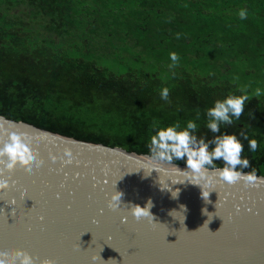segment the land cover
<instances>
[{"label": "trees", "instance_id": "obj_1", "mask_svg": "<svg viewBox=\"0 0 264 264\" xmlns=\"http://www.w3.org/2000/svg\"><path fill=\"white\" fill-rule=\"evenodd\" d=\"M242 88L244 113L221 133L248 125L259 146L240 137L243 172L264 177V0H0L6 119L150 156L154 125L185 127L197 111L198 136L214 139L206 109ZM173 163L187 166L186 157Z\"/></svg>", "mask_w": 264, "mask_h": 264}, {"label": "water", "instance_id": "obj_2", "mask_svg": "<svg viewBox=\"0 0 264 264\" xmlns=\"http://www.w3.org/2000/svg\"><path fill=\"white\" fill-rule=\"evenodd\" d=\"M0 126L27 134L44 160L31 171L18 167L0 177L12 184L0 193V252L25 250L37 264H264V183L228 185L217 177L205 189L211 192L206 203L201 188L188 182L190 174L176 168L187 166L3 116ZM65 148L73 153L71 164L63 163ZM161 187L179 189V197ZM115 190L124 196L114 211L108 205ZM149 199L155 222L137 221L125 204L143 207Z\"/></svg>", "mask_w": 264, "mask_h": 264}, {"label": "clouds", "instance_id": "obj_3", "mask_svg": "<svg viewBox=\"0 0 264 264\" xmlns=\"http://www.w3.org/2000/svg\"><path fill=\"white\" fill-rule=\"evenodd\" d=\"M247 15L246 9L240 10L239 16L241 19H246ZM177 38H180L179 33L177 34ZM170 59L172 62L169 65L170 69L179 66L180 57L177 53H170ZM241 92L244 94L229 95L222 100H216L214 106L206 109L207 129L213 134L219 133V135L214 136V139L208 140L206 135L198 136L199 126L196 121L200 119V112L197 111L196 118L189 120L185 127H181L179 121L167 127H157L154 125L153 127L156 129L155 134L151 135L150 143L147 145L151 160L157 163L173 164L174 161L183 160L186 157V169L182 170L178 166H175L178 170L190 174V180L188 182L201 188V196L206 203L210 201L209 196L211 192L205 189L217 183V177L219 178V182L228 185H235L243 181L245 187H258L260 183H264V178L257 176L255 168L250 173L245 174L243 172V169L251 165L248 158H242L244 144L240 137L248 141V147L252 152H256L259 146L255 138L249 139L245 131L248 125L240 129L238 135L237 133H221V125H233L240 120L244 113L245 102L249 101L250 97L247 93V88H242ZM160 95L161 99L165 101L169 100V88L164 87ZM260 95L261 90L257 89L255 96L258 97ZM0 135L7 137V140L0 141V145H2L0 147V166H2L0 167V177L5 173L15 172L18 167L31 171L33 166L38 168L44 164V160L39 158L38 151L33 146L32 140L27 134L8 132L6 128L0 126ZM210 145H214L211 150ZM49 155L53 162L57 161L58 157L56 155L51 153ZM64 155L68 159L64 160L63 163L71 164L73 162L71 149L65 148ZM59 159L63 158L60 157ZM217 160L223 161L222 167H218L215 163ZM153 169L156 170V168ZM9 179L0 178V193L12 187ZM165 189L171 192L173 199L179 197V189L173 191L171 188L161 187V190ZM123 196L124 193L122 191L115 190L111 195L108 205L109 208L114 211L120 208ZM125 205L130 206L129 211L137 221L142 218H147L150 222H155V217L151 212L154 206L151 199L143 207L139 204ZM180 208L183 209L184 213L187 212L185 205H181ZM174 212L178 211L172 210L169 215L174 217ZM207 213V208L203 209V214L207 216ZM185 218L184 215V220ZM38 259L21 249H17L12 254L7 250L0 252V264H37ZM39 264H55V262L52 259H43L39 261Z\"/></svg>", "mask_w": 264, "mask_h": 264}]
</instances>
